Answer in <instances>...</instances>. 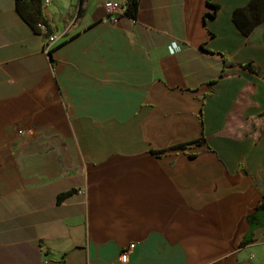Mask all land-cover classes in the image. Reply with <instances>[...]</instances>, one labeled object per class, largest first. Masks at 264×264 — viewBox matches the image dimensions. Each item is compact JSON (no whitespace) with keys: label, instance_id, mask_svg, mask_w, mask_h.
<instances>
[{"label":"crops","instance_id":"obj_1","mask_svg":"<svg viewBox=\"0 0 264 264\" xmlns=\"http://www.w3.org/2000/svg\"><path fill=\"white\" fill-rule=\"evenodd\" d=\"M104 1L75 25L79 0L43 6L63 35L46 52L50 36L0 0V264H123L130 245L126 264H264V227L241 245L264 125L258 142L218 136L245 86L242 118L264 113V79L223 67L264 73V20L244 36L232 14L250 0H212L214 18L207 0H141L113 24Z\"/></svg>","mask_w":264,"mask_h":264},{"label":"trees","instance_id":"obj_2","mask_svg":"<svg viewBox=\"0 0 264 264\" xmlns=\"http://www.w3.org/2000/svg\"><path fill=\"white\" fill-rule=\"evenodd\" d=\"M43 0H15V6L19 16L33 29L40 30L38 25L44 27V32L48 36L53 34L50 28L47 17L43 12ZM141 0H125V11L120 17L127 20H136L138 16V10ZM208 7L213 9L212 13H206L205 15L214 18L216 12L219 10L220 5L212 3V0H207ZM85 0H79L77 14L74 18L73 25L77 24L85 13ZM264 20V0H250L249 3L242 8H237L233 11L232 21L239 31L248 36L253 29ZM206 52L213 54L212 51L206 50ZM223 67H238L241 70L256 74L264 79V73L253 63L235 64L223 62ZM223 73L219 78H224ZM252 85L245 86L239 93L236 101L226 118L225 130L218 134V136L230 138L232 140H242L244 138L251 137L255 142H258L261 136L262 126L264 125V113L250 119H243L242 112L253 106V103L249 102L247 96L249 89H252ZM206 144V137L204 132L198 139L184 142L175 146L167 147L161 150H154L151 153L155 157H161L165 153H171L176 151H184L192 146H201ZM196 155L190 154V158H194ZM242 166V165H240ZM239 166V167H240ZM69 193L62 194L59 198H65ZM249 230L243 237L241 245H247L252 241L253 232L256 228L264 227V195L259 199L254 211L249 213L245 218Z\"/></svg>","mask_w":264,"mask_h":264},{"label":"built area","instance_id":"obj_3","mask_svg":"<svg viewBox=\"0 0 264 264\" xmlns=\"http://www.w3.org/2000/svg\"><path fill=\"white\" fill-rule=\"evenodd\" d=\"M42 5L49 6L50 0H43ZM102 7L104 8L107 15V17L103 19V22L115 24L125 11V0H107L103 2ZM38 28L40 30H44L42 25H38ZM62 38V34H52L47 40L45 51L49 52L50 46L55 45ZM167 49L170 54H175L181 50V46L175 42H172L168 45ZM131 248H133V245H130L128 249L121 253L120 257L123 264H126L127 255Z\"/></svg>","mask_w":264,"mask_h":264},{"label":"rangeland","instance_id":"obj_4","mask_svg":"<svg viewBox=\"0 0 264 264\" xmlns=\"http://www.w3.org/2000/svg\"><path fill=\"white\" fill-rule=\"evenodd\" d=\"M119 19H120V18H119ZM58 43H59V41H58L56 44H58ZM56 44H55V45H56ZM55 45L50 46V49L53 48Z\"/></svg>","mask_w":264,"mask_h":264}]
</instances>
